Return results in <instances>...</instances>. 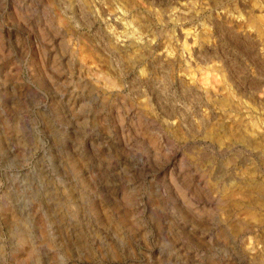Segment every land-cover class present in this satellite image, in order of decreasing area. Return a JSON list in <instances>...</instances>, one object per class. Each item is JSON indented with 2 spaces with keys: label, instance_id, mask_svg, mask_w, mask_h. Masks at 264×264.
Segmentation results:
<instances>
[{
  "label": "rangeland",
  "instance_id": "obj_1",
  "mask_svg": "<svg viewBox=\"0 0 264 264\" xmlns=\"http://www.w3.org/2000/svg\"><path fill=\"white\" fill-rule=\"evenodd\" d=\"M0 264H264V0H0Z\"/></svg>",
  "mask_w": 264,
  "mask_h": 264
},
{
  "label": "bare ground",
  "instance_id": "obj_2",
  "mask_svg": "<svg viewBox=\"0 0 264 264\" xmlns=\"http://www.w3.org/2000/svg\"><path fill=\"white\" fill-rule=\"evenodd\" d=\"M54 2V1H53ZM51 3V2H50ZM54 6V5H53ZM51 7V6H50ZM227 33H229V32H227ZM231 33V32H230ZM166 79V78H165ZM164 88V87H163ZM157 94V93H156ZM159 94H157V96H158Z\"/></svg>",
  "mask_w": 264,
  "mask_h": 264
}]
</instances>
